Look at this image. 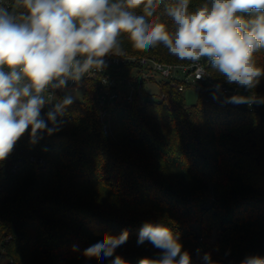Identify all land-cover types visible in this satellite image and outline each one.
<instances>
[{
  "label": "trees",
  "instance_id": "obj_1",
  "mask_svg": "<svg viewBox=\"0 0 264 264\" xmlns=\"http://www.w3.org/2000/svg\"><path fill=\"white\" fill-rule=\"evenodd\" d=\"M175 2L160 0L161 22L171 24L164 9ZM200 2L193 0L191 7ZM122 46L128 55L191 63L163 45L140 51L125 38ZM255 58L264 67V50ZM207 73L264 97V77L248 90L229 85L209 64ZM88 86L82 100L58 117L59 131L41 133L33 144L29 129L0 161L2 264H112L117 255L127 264L160 259L151 243H137L145 222L163 223L178 235L190 264H206L205 253L214 264L264 257V104L225 103L200 85L194 87L196 104L187 106L182 93L188 87L179 92L161 82V100L136 96L110 106L105 135L95 91ZM140 89L144 92L143 84ZM124 230L128 240L113 257L84 255L106 233Z\"/></svg>",
  "mask_w": 264,
  "mask_h": 264
},
{
  "label": "clouds",
  "instance_id": "obj_2",
  "mask_svg": "<svg viewBox=\"0 0 264 264\" xmlns=\"http://www.w3.org/2000/svg\"><path fill=\"white\" fill-rule=\"evenodd\" d=\"M192 2L176 0L165 7L171 24L158 18L160 0H13V12L0 4V161L29 129L33 144L41 133L59 131L58 117L73 97L56 101L45 120L41 110L53 99L49 89L66 88L68 81L102 70L107 57L123 56L125 38L140 51L163 45L181 61L207 62L229 85L256 88L264 77L255 58L264 50V0H201L191 7ZM224 102L264 104V97L233 95ZM127 240V230L106 233L84 255L113 257ZM145 241L161 258H141L138 264H190V254L165 224L145 222L137 243ZM203 259L214 264L210 254ZM112 264L127 262L117 255ZM241 264H264V257L250 255Z\"/></svg>",
  "mask_w": 264,
  "mask_h": 264
},
{
  "label": "built area",
  "instance_id": "obj_3",
  "mask_svg": "<svg viewBox=\"0 0 264 264\" xmlns=\"http://www.w3.org/2000/svg\"><path fill=\"white\" fill-rule=\"evenodd\" d=\"M13 0H0L10 12L15 11L12 7ZM106 66L100 71H94L84 76L79 82L68 81L66 87H82L83 93L90 84L95 91L98 106L100 108V122L105 135H110L108 108L116 104H129L134 97L147 100L140 86L146 83L155 82L158 87L161 82L171 83L177 91L182 92L186 87L205 85L208 89L224 100L226 97L240 95L237 89L226 86L213 80L207 73L208 63L202 61L199 65L192 63L166 64L153 57H137L124 54L121 57H107ZM221 87L219 91L216 85ZM61 89H49L53 99L45 105L43 118L46 120L47 112L54 106L57 96L61 95ZM164 94L161 92V100ZM150 101V100H149ZM232 104V103H231ZM252 108L256 104H234Z\"/></svg>",
  "mask_w": 264,
  "mask_h": 264
},
{
  "label": "rangeland",
  "instance_id": "obj_4",
  "mask_svg": "<svg viewBox=\"0 0 264 264\" xmlns=\"http://www.w3.org/2000/svg\"><path fill=\"white\" fill-rule=\"evenodd\" d=\"M240 95L242 96H248L249 94L245 92H240ZM60 93L62 97H64L66 94L71 95L73 97L74 102H80L82 100L83 96V88L82 87H66L60 90ZM185 103L187 106L195 105L198 100V94L194 87H188L186 88L182 93ZM144 96L147 98V100L150 101H157L161 97V91L158 85L155 82H149L146 83L144 86ZM6 261L5 257H2L0 259V263H4Z\"/></svg>",
  "mask_w": 264,
  "mask_h": 264
}]
</instances>
